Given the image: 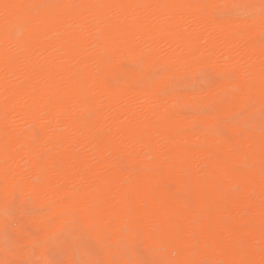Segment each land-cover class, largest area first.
I'll use <instances>...</instances> for the list:
<instances>
[{
  "label": "bare ground",
  "instance_id": "obj_1",
  "mask_svg": "<svg viewBox=\"0 0 264 264\" xmlns=\"http://www.w3.org/2000/svg\"><path fill=\"white\" fill-rule=\"evenodd\" d=\"M234 1L50 0L73 7L32 18L9 42L41 0H0V261L15 258L4 243L8 185L21 230L46 221L41 212L114 226L98 255L78 259L233 264L254 240L251 258L264 264V129L230 121L264 110L261 24L259 13L214 18ZM87 4L111 7H76ZM197 71L209 80L179 88ZM242 87L250 101L227 103ZM237 144L246 155H232Z\"/></svg>",
  "mask_w": 264,
  "mask_h": 264
},
{
  "label": "snow or ice",
  "instance_id": "obj_2",
  "mask_svg": "<svg viewBox=\"0 0 264 264\" xmlns=\"http://www.w3.org/2000/svg\"><path fill=\"white\" fill-rule=\"evenodd\" d=\"M8 8H19L22 5H4ZM30 14L28 20L24 23L17 25L13 29L6 31L5 39L9 42L20 41L24 38L27 27L32 18H40L45 14L50 13L56 9L73 7L72 5L59 4L50 2V0H41L40 3L28 5ZM76 7H83L87 9H95L96 13L102 14L103 11L111 7L107 4H87L77 5ZM159 7V6H157ZM171 7V6H169ZM238 6H233V8ZM247 7L255 8V4H250ZM258 19L261 24V40L260 47L262 55H264V0H260ZM250 21H255L257 16L255 14L246 18ZM151 59V54H146L145 63ZM231 75V74H227ZM164 72L158 71L153 75V79H162ZM262 88V103H264V67H262L261 77ZM251 99V90H245L243 87L240 91L227 98V103L234 102L248 103ZM222 134L223 129L220 130ZM264 137V131H262ZM248 149H251L249 144ZM262 165H264V138L261 142ZM234 157H241L246 155V151L242 144H237L232 152ZM40 178L37 177L36 181L39 182ZM262 185H264V176H262ZM238 190V188H237ZM5 210L8 212L10 219L6 227V243L8 244V251L12 252L15 258L0 261V264H107L104 260H84L78 259V253L83 250L89 256L98 255L102 249L101 245H105L110 239V234L114 226L111 224L98 225L88 222L78 223L75 219L57 220L47 212L36 213L35 215L46 217V221H42L36 227H25L23 230L16 227L18 220L16 219V212L18 210L17 202V189L13 186H5ZM95 231V243L85 246L83 240L86 233ZM262 245H264V229H262ZM255 253L254 240L246 241L241 248V259L233 262V264H256L255 260L251 257ZM261 253L264 254V246L261 248ZM121 264H128L127 261H122ZM156 264H180V262L161 261ZM213 264V262H208Z\"/></svg>",
  "mask_w": 264,
  "mask_h": 264
},
{
  "label": "rangeland",
  "instance_id": "obj_3",
  "mask_svg": "<svg viewBox=\"0 0 264 264\" xmlns=\"http://www.w3.org/2000/svg\"><path fill=\"white\" fill-rule=\"evenodd\" d=\"M250 4H255L256 7L254 9L247 7ZM234 5L238 7L233 8ZM259 5H260V0H237L228 5L217 6V8L213 11V16L215 19H222V20H235V21L245 20L250 15L259 13L260 10ZM218 56L220 55H217V59L219 60L221 56L220 57ZM219 61L220 63H222L221 59ZM158 71H161V68H156L154 70V72H158ZM208 80H209V74L207 72L197 71L194 77H192V79L190 78L182 79L179 83V88L183 90L187 88H195L198 84L205 83ZM132 97L133 98H131V103L136 107L138 106V104L139 105L144 104L143 102L144 100L141 101L142 99H139L141 97L138 96L139 97L138 98L135 94H133ZM235 118L236 120H245L247 126L250 127L251 129H264V110L248 108L244 112H239L233 115L230 118V121H236ZM90 154L91 152L88 153L89 156ZM4 243L8 245L6 241H4Z\"/></svg>",
  "mask_w": 264,
  "mask_h": 264
}]
</instances>
